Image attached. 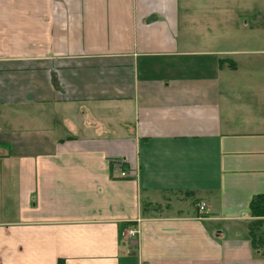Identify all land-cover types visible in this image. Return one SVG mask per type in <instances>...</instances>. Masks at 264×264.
<instances>
[{"label": "crops", "instance_id": "crops-1", "mask_svg": "<svg viewBox=\"0 0 264 264\" xmlns=\"http://www.w3.org/2000/svg\"><path fill=\"white\" fill-rule=\"evenodd\" d=\"M262 193L264 0H0V264H264Z\"/></svg>", "mask_w": 264, "mask_h": 264}, {"label": "trees", "instance_id": "trees-1", "mask_svg": "<svg viewBox=\"0 0 264 264\" xmlns=\"http://www.w3.org/2000/svg\"><path fill=\"white\" fill-rule=\"evenodd\" d=\"M124 169V165H121ZM249 214L252 220L248 224V235L253 248L261 249L264 254V238L262 236L264 228V193L255 195L249 202ZM132 224V223H128Z\"/></svg>", "mask_w": 264, "mask_h": 264}, {"label": "built area", "instance_id": "built-area-1", "mask_svg": "<svg viewBox=\"0 0 264 264\" xmlns=\"http://www.w3.org/2000/svg\"><path fill=\"white\" fill-rule=\"evenodd\" d=\"M121 168V167H120ZM122 170V169H121ZM127 173L121 171V176H125ZM204 208V204H200L198 209L201 211ZM138 233L137 229L134 227H130L129 229H126L122 235H127L128 237H134Z\"/></svg>", "mask_w": 264, "mask_h": 264}]
</instances>
